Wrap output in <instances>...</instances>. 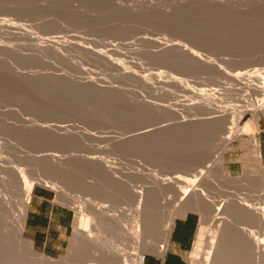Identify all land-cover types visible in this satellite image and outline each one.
<instances>
[{
  "label": "rangeland",
  "instance_id": "374dc122",
  "mask_svg": "<svg viewBox=\"0 0 264 264\" xmlns=\"http://www.w3.org/2000/svg\"><path fill=\"white\" fill-rule=\"evenodd\" d=\"M56 39L67 44L58 45ZM173 44H185L202 62L186 52L164 50ZM123 68L136 75H125ZM238 72L259 75L240 83L234 78ZM218 111L230 114L233 137L220 163H215L216 147L228 129L221 120L211 119ZM261 129L264 0H0V264H28V242L32 251L54 260L52 264L59 259L68 264H133L117 256L113 245L133 253L121 240L126 231L122 223L129 225L128 217L141 198L135 193L144 187L146 193H158L152 195H158L154 201L163 208L153 232L160 231L175 203L178 216L189 210L200 217L204 211H210V217L217 212L227 216L232 198L233 202L242 198L251 206L260 203L263 209L264 198L254 194L264 163L254 160L250 142ZM240 132H248L246 140L236 135ZM4 165L22 172L15 176ZM201 168L206 179L199 177ZM195 176L199 177L196 183ZM25 179L74 209L72 233L60 255L40 251L24 233L21 254L11 252ZM128 187L132 192L126 191ZM186 191L187 198L180 203ZM195 196L202 198L203 210L192 201ZM76 204L83 206L87 217L93 216L96 204L106 206V217L121 216L107 217L105 222L102 215L86 219L78 214ZM240 216L227 217L235 223ZM91 221L97 227L100 223L101 235L110 234L109 243L115 241L110 244L113 253L109 244L107 250L97 251L102 249L92 238L98 228ZM107 221L110 226L101 225ZM238 222L233 227L241 233L248 221ZM259 231L252 227L248 232L260 236ZM234 232L232 237H238ZM155 233L150 235L152 241L157 239ZM194 248L186 253L187 264H199L191 260L194 253L204 258L199 253L205 250L196 253ZM154 252L150 247L138 251L145 258ZM235 254L241 264L240 254ZM80 259L83 262L73 261Z\"/></svg>",
  "mask_w": 264,
  "mask_h": 264
},
{
  "label": "bare ground",
  "instance_id": "6f19581e",
  "mask_svg": "<svg viewBox=\"0 0 264 264\" xmlns=\"http://www.w3.org/2000/svg\"><path fill=\"white\" fill-rule=\"evenodd\" d=\"M196 1V0H195ZM200 1H204V0H200ZM207 1V0H206ZM261 3V2H260ZM218 4V3H217ZM220 5V4H219ZM261 5V4H260ZM144 38V37H143ZM145 39V38H144ZM44 40V39H43ZM57 40V39H56ZM62 40V41H61ZM59 39V40H57L56 41V43L58 44V45H61V46H63V45H65V44H67V42L66 41H63V39ZM49 41V40H48ZM53 42V41H52ZM184 45L185 44H183V46H181V44H179V45H176V44H173V45H169L168 47H164L165 49L164 50H179V51H181L182 53L183 52H186L187 53V55L189 54L190 56H193V59L195 58V59H197V55L194 53V51L193 50H191V49H187V48H185L184 47ZM166 46V45H165ZM50 47V46H49ZM54 48V47H53ZM86 50V49H85ZM161 51V50H160ZM177 51H175V52H177ZM98 53V52H97ZM103 54V53H102ZM101 54V55H102ZM100 55V54H99ZM100 55V56H101ZM99 56V57H100ZM104 56V55H103ZM105 58H106V56H104ZM104 57H102V58H104ZM181 57V56H180ZM101 58V57H100ZM104 58V59H105ZM190 59V58H189ZM192 59V60H193ZM178 60V59H177ZM197 60H199V58L197 59ZM200 61V60H199ZM200 62H202V61H200ZM207 64V63H206ZM123 73L125 74V75H127V74H130V75H132V76H134V74L136 75V73H134V72H131L130 70H126L125 68H123ZM145 71V70H144ZM252 72V71H251ZM254 72V71H253ZM258 75H259V73L258 72H255V73H250V74H243L242 72H238V73H236V74H234V78L238 81V82H240V83H243V82H250V81H252V79H257V77H258ZM128 76V75H127ZM260 77V76H259ZM144 82V81H143ZM119 88H117V90H118ZM121 90V89H120ZM119 90V91H120ZM119 94H121V93H119ZM123 94V93H122ZM116 98V97H115ZM124 103V102H123ZM134 103V102H133ZM191 105V104H190ZM189 105V106H190ZM189 110V109H188ZM218 110V109H217ZM212 111V110H211ZM223 112V114H221V113H219V111L217 112V113H219V114H215V115H212L210 118L213 120L214 119V121L215 120H217L221 125H223V126H225L226 127V125H227V130H225L224 132H225V135L224 136H221V141H220V143H218L219 145H218V147H216V149L218 148V150L216 151V155L214 156V158H216V159H218L215 163H217V162H219L220 163V160H221V158H222V153H223V150H224V148H225V146H226V144H227V142L233 137H231V132H232V126H228V123L229 122H231V121H229L228 122V120H229V116H230V114H228L227 112H224V111H222ZM201 114V113H200ZM207 115V114H206ZM205 117V116H204ZM203 118V117H202ZM206 118V117H205ZM186 119V118H185ZM208 119V118H207ZM210 119V120H211ZM189 120V119H188ZM209 120V119H208ZM217 122V123H218ZM232 124V123H231ZM236 135H238V136H240V137H242V138H244L245 140L247 139L246 137L248 136V132H240L239 134L237 133ZM223 137V138H222ZM253 141V145H252V148L254 147V149H252L253 150V153H254V160L259 164V165H262V163H260V155H259V151H258V149H257V142H256V140H252ZM219 142V141H218ZM250 144V143H249ZM97 160H98V158H97ZM213 160V159H212ZM98 161H101V159L100 160H98ZM97 161V162H98ZM215 161V160H214ZM10 162V161H9ZM8 162V163H9ZM208 162V161H207ZM211 162V160L209 161V163ZM7 163V161L5 162V164ZM213 163V162H212ZM13 164V163H12ZM8 165V164H7ZM207 165V164H206ZM11 166V167H10ZM14 166V165H13ZM204 166H205V164H204ZM208 167H210L211 165L209 164V165H207ZM206 166V167H207ZM213 166H214V164H213ZM4 167L7 169V170H9L13 175H15V176H18L19 175V173H18V171H20V170H18V168L15 166V167H12V165H9V166H5L4 165ZM219 167V166H218ZM214 168V167H213ZM220 168V167H219ZM20 169V168H19ZM207 169V168H206ZM221 169V168H220ZM220 169H218V170H220ZM212 170H214V169H212ZM142 171V170H141ZM140 171V172H141ZM144 171V170H143ZM199 171V170H198ZM221 172H222V170H220ZM20 172H22V170L20 171ZM263 173L261 174V177H260V180H259V183H257L256 184V186L259 188V189H257L256 190V193L254 194L255 196H257V194L259 195V197L261 196V197H263L264 198V167H263V171H262ZM205 173H206V171L204 170V168H201L200 169V171L198 172V174L200 175H198L199 177H201V176H204L205 177V179H206V176H205ZM209 173H211L210 171H209ZM222 175V174H221ZM113 176H115V175H113ZM196 177L195 176V183L198 181V178L199 177ZM214 176V175H213ZM202 178V177H201ZM200 178V179H201ZM228 178V177H227ZM199 179V180H200ZM204 179V178H203ZM230 178H228V180H229ZM41 180V179H40ZM227 180V179H226ZM231 180V179H230ZM34 183L35 182H30L28 179H25V182H24V187H23V193H22V195H23V198H22V200H21V203H20V207L18 208V220H16L17 221V223H16V225H15V231H14V233H13V237H14V241H13V244H11V245H9V247L10 248H12V253L14 254V252H15V254L14 255H18L19 254V251H20V249L22 248L20 245L22 244V242L24 241V237H23V233H24V221H25V214H26V208H27V206H28V202H29V199H30V195H31V192H32V189H33V186H34ZM121 183H124V182H121ZM124 184H126V183H124ZM127 185H129L128 183H127ZM52 186V185H51ZM130 186V185H129ZM157 187H159L158 185H156ZM211 186H214L213 185V183H212V185ZM120 187V186H119ZM131 187V186H130ZM215 187V186H214ZM213 187V188H214ZM129 188V187H128ZM147 188V187H146ZM150 188V187H149ZM155 189H156V191H158L157 190V188L156 187H154ZM153 188V189H154ZM57 189H59V188H57ZM152 189V190H153ZM130 190V192H132V188L130 189H128V190H126V191H129ZM143 190V189H142ZM150 190V189H149ZM125 191V192H126ZM139 191H141V190H139ZM145 191V192H144ZM146 191H147V189L145 190V187H144V190L143 191H141L140 193L138 192V191H136V193H135V195H138V196H140L139 198H140V201H138L139 202V204H138V206H136L137 207V209H136V207H135V213L133 214V215H131L130 217H128L129 218V220H130V222L127 220V219H123L124 218V216H123V221L124 220H127L128 221V223H129V225H124V223L125 222H123V221H121L120 219H119V221L118 222H123L122 224H123V226L126 228V231L124 232V231H122V230H125L124 228H122L121 227V225H119L120 223H118L117 222V225L118 226H120L121 228H122V233L124 232V235L121 233V236H123V239H121V240H124V246H125V248H127V246H129L130 248L129 249H132L133 250V253H128V252H125L124 250H122V248H120V247H118V245H117V243H115V241H113V242H111V243H113L114 245V251L112 250L113 249V246H111L110 244L111 243H109L108 242V239H109V241H111V239L112 238H110L109 236H110V234L108 235L107 233H106V236L108 235V238L107 237H105L104 235H101L102 234V232H98V230H100L98 227H99V224L100 223H98V227L96 226V225H94V222L93 221H95V220H93V221H91L92 223V226L94 225L95 227V229H97V231H93V234H94V238H92L93 240H94V242L93 243H95V245L98 247V248H101L102 250H98L97 249V251H103V249H104V251L105 250H107V246H109V247H111V250H110V248L108 247V249L112 252H114L117 256H121V258H123L122 260L124 261L125 259L127 260L126 261V263H128L129 261L128 260H131L130 261V263L131 262H133V264H143V255L142 256H140L139 255V253H138V251H139V249H141V251L143 250V249H146V248H148V247H150V248H152V249H154L156 252H159V253H164V251L166 250V248H167V246H168V243H169V239H170V234H171V230H172V228H173V226H174V221H175V218L179 215V211H178V209H179V204H177V203H175V205H174V207H173V209H170V210H167L168 211V216H167V219L166 220H164V224L163 225H161L162 227L160 228V226H159V228H160V231L158 230V231H155V232H158L159 233V235H156V233L155 232H153V231H151L152 229H151V227H153V225H155L156 226V223H157V216H159V214L163 211V208H161V205H159L156 201H154L155 199H154V195H152V193L153 192H155L154 190H153V192L151 193V192H149V193H146ZM188 191V190H187ZM184 192L183 193V195H182V197H180L179 198V201H180V203L183 201V200H185L187 197V195H188V192ZM118 192V191H117ZM129 192V193H130ZM59 193H61V191L59 192ZM121 193V192H120ZM128 193V194H129ZM139 193V194H138ZM156 193V192H155ZM123 194H126V193H124L123 192ZM131 194V193H130ZM129 194V199H127L128 198V196L125 198V199H127V201L129 200V201H131L132 200V198H131V196H132V194L130 195ZM134 194V193H133ZM156 194H158V193H156ZM238 194V193H237ZM237 194H235V197H234V199H237L236 197L237 196H239V194L237 195ZM63 195H64V193H63ZM120 195H122V194H120ZM127 195V194H126ZM200 195H201V197H207V195H205V193H200ZM203 195V196H202ZM232 195V194H231ZM237 195V196H236ZM253 195V194H252ZM251 195V196H252ZM158 195H156V197H157ZM240 196H241V194H240ZM245 196H247V195H245ZM248 196H250V195H248ZM66 197V196H65ZM70 197V196H69ZM121 197V196H120ZM119 197V198H120ZM124 197V196H123ZM133 197V199H134V195L132 196ZM136 197V196H135ZM155 197V198H156ZM186 197V198H185ZM201 197H194L193 198V200L192 201H194V204H195V206L200 210V209H202L203 210V208H201L200 207V202H202L201 201ZM203 197V198H204ZM241 197H243V196H241ZM68 198V197H67ZM73 198V197H72ZM144 199V201H141V199ZM230 198H231V196H230ZM229 198V199H230ZM239 198V197H238ZM250 198V197H249ZM252 198H254V197H252ZM252 198H250V199H252ZM240 199H242V198H240ZM240 199H239V201L237 202L236 200H235V202H233L232 200H233V198L232 199H230V201H231V203L228 201L227 202V206H226V211H228V215L227 216H232V215H235V217L237 216H239V215H241L240 217H244V218H242V219H247V221L248 222H246V223H244V225L243 226H245L246 225V227L247 228H243L242 229V231H241V233L239 232L238 233V231H237V229H234V224H236V222H240L241 220H238V219H240V217L238 218V219H236L235 217V219L237 220L235 223H233V221H235V220H233L232 218V220H230L229 218L230 217H227V216H222L219 212H217V213H219V214H212L213 216L212 217H210L209 216V213H210V211H204V212H202V217H201V221H200V223H201V225H200V227L198 228V231H197V234H196V238H195V244H194V246H195V248H194V252H200V251H202L203 249L201 248V247H203V246H205L204 247V253H199V254H204V258L203 257H201V255H198V256H196L197 254H195L194 253V255H192L191 256V260H192V262L193 263H195V262H197V263H199L200 264V262H201V260H202V258H203V263L204 264H209L210 263V261L211 260H213V262H215L214 264H217V263H221V264H226V262L228 263L229 261H230V256L233 258L234 256H232V254H235V253H239L240 255H239V259L241 260V264H264V208L262 209V207H260L259 205H260V203H259V205H249V204H247L246 202H244V201H240ZM247 199V198H246ZM245 199V200H246ZM261 199V198H260ZM67 200H69V199H67ZM123 200V199H122ZM135 200H137L136 198H135ZM238 200V199H237ZM249 200V199H248ZM253 200V199H252ZM251 200V201H252ZM263 200V199H262ZM134 201V200H133ZM258 201V200H257ZM256 201V202H257ZM260 201V200H259ZM203 202H205L204 200H203ZM225 202V201H224ZM255 202V201H254ZM80 203V202H79ZM130 203H133L132 201L130 202ZM248 203H250V200L248 201ZM134 204H137V203H134ZM203 204V203H202ZM223 203H221V205H222ZM263 204H264V201H263ZM77 205V204H76ZM83 205V204H82ZM203 205H206V204H203ZM86 206V205H85ZM105 206V205H104ZM104 206H102V204H96L93 208H92V213H94L93 214V216H99V215H102L103 217L105 216V215H107L108 214V211H107V214H105L104 212H105V210H106V208H104ZM130 206H131V204H130ZM264 206V205H263ZM78 209V211H79V213L78 214H80V216L81 215H85L84 213V208H82L83 206H80L79 204L76 206ZM106 207V206H105ZM163 207V206H162ZM134 208V207H133ZM218 208V207H217ZM224 208H225V206H224ZM105 209V210H104ZM119 209V208H118ZM127 209V208H126ZM219 210H221V209H223V207H220V205H219V208H218ZM123 211H124V209H122ZM131 210V209H130ZM128 211H129V207H128ZM132 211H133V209H132ZM132 211H129V213H131ZM166 211V212H167ZM225 211V212H226ZM90 212H91V210H90ZM117 212V211H116ZM119 212H120V210L118 211V214H119ZM126 211H124V213H125ZM222 212V211H221ZM224 212V210H223V214L225 213ZM121 213H122V211H121ZM120 213V214H121ZM133 213V212H132ZM88 214V213H87ZM116 214V213H115ZM114 214V215H115ZM117 214V215H118ZM123 214V213H122ZM89 215V214H88ZM112 215H113V213H112ZM126 215H127V213H126ZM130 214H128V216H129ZM217 215H219V216H217ZM79 216V215H78ZM92 216V215H91ZM91 216H89V217H87L86 215H85V217H87L86 219H91ZM92 216V217H93ZM101 216V217H102ZM111 215H109V216H107L108 218L110 217ZM119 217L121 216V215H118ZM82 217V216H81ZM101 217H100V219H101ZM106 217V216H105ZM104 217V222H105V219H107V217L105 218ZM112 217V219H113V217H116V215L115 216H111ZM118 217V218H119ZM98 218V217H97ZM117 217H116V219H118ZM80 219V218H79ZM92 219H94V217L92 218ZM111 219V220H112ZM116 219H114V220H116ZM245 219V220H246ZM82 220H85V219H82ZM245 220H242L240 223H241V225L243 224V222H245ZM98 221V220H97ZM102 221H103V219H102ZM89 222V221H88ZM96 222V221H95ZM108 222L109 221H107V223H103V224H101V225H105V224H108ZM116 222V221H115ZM238 222V223H239ZM111 223V222H110ZM127 223V222H126ZM237 223V224H238ZM96 224V223H95ZM112 224V223H111ZM114 224V223H113ZM113 224H112V226H113ZM85 225V224H84ZM109 225V224H108ZM116 225V226H117ZM159 225V224H158ZM239 225V224H238ZM110 226V225H109ZM115 226V225H114ZM97 227V228H96ZM119 227V229H121ZM128 227V228H127ZM233 227V228H232ZM241 227V226H240ZM252 227H257L258 228V230H261V231H259L260 233H261V235L260 236H258L257 234H255V235H251V233H249L248 231H249V228H252ZM93 228V227H92ZM93 228V229H94ZM104 228V227H103ZM107 227H105V229H106ZM158 228V229H159ZM234 229V230H236L235 232H237L238 233V235L234 232V230L233 231H231L232 229ZM242 228V227H241ZM112 229H114V228H112ZM112 229H110L111 230V232H112ZM117 229V228H116ZM115 229V230H116ZM118 229V230H119ZM239 229V228H238ZM102 230H104V229H102ZM153 230H157V228H154ZM208 230H210V233L208 232ZM250 230H252V229H250ZM254 230V229H253ZM252 230V231H253ZM105 231V230H104ZM120 232V231H119ZM209 234H208V233ZM231 232L233 233L234 232V235L235 236H238V237H235V238H233L234 236H233V234H231ZM251 232V231H250ZM254 232H256V231H254ZM258 232V233H259ZM99 233V234H98ZM105 233V232H104ZM113 234H114V231L112 232ZM117 233V232H116ZM151 233H155V237H157V239H155L154 241H152L153 239H150V235H152ZM253 233V232H252ZM120 234V233H119ZM117 235H118V233H117ZM154 235V234H153ZM113 236V235H112ZM233 236V237H232ZM13 237H11V239H13ZM114 237V236H113ZM149 237V238H148ZM117 238H118V236H117ZM120 238V237H119ZM233 240H232V239ZM10 239V240H11ZM92 239H89V241H91ZM235 239V240H234ZM120 240V239H119ZM118 240V241H119ZM2 242V241H1ZM11 243H12V240L10 241ZM123 241H121V243H122ZM8 243V242H7ZM91 243V242H90ZM27 245H26V250L28 251V253H29V255L31 256H29V258L27 257V258H25V262L26 263H28V264H52V263H50V261L52 260V259H50V260H48L49 259V257H44V255H39V253H37V252H34V251H32V249H31V244H30V242H28V243H26ZM87 244V243H86ZM109 244V245H108ZM123 244V243H122ZM121 244V245H122ZM81 245V244H80ZM90 245V244H89ZM91 245H92V243H91ZM116 245V246H115ZM4 246H7V245H4ZM88 246V245H87ZM96 246H94V244H93V246H92V248L93 247H95V249L93 250V252L94 251H96ZM21 247V248H20ZM236 248V250H234L233 251V248ZM76 248V247H75ZM143 248V249H142ZM206 248H208V250H206ZM7 249V248H6ZM84 249L85 250H87V248H85V246H84ZM89 249V248H88ZM90 249H91V247H90ZM89 249V250H90ZM200 249H202V250H200ZM10 251V249H7L6 251ZM13 250H14V252H13ZM109 250H108V253H109ZM127 250V249H126ZM200 250V251H199ZM77 251V250H76ZM135 251V252H134ZM202 251V252H203ZM21 252V251H20ZM78 252H80V250L78 251ZM112 252V253H113ZM82 253H84V252H80V254L79 255H81V256H83L82 255ZM86 253V252H85ZM104 253V255H105V253L106 252H103ZM108 253H107V255H108ZM21 254V253H20ZM19 254V255H20ZM102 254V253H101ZM78 255V254H77ZM100 255V254H99ZM98 255V256H99ZM109 255H110V253H109ZM115 255V256H116ZM235 255H238V254H235ZM101 256V255H100ZM103 256V255H102ZM112 256V255H111ZM113 256H114V254H113ZM241 256V257H240ZM19 257V256H18ZM17 257V258H18ZM237 259H238V256H235ZM51 258V257H50ZM100 258V257H99ZM98 258V259H99ZM118 258V257H117ZM121 258H120V260H121ZM132 258H134V260L132 259ZM236 258H233V260H236L237 261V263H238V260L236 259ZM107 259V258H106ZM110 259V258H109ZM116 259V258H115ZM119 259V258H118ZM56 260V259H55ZM233 260H231V264L234 262ZM35 261H38V263H36ZM54 260H52V262H53ZM58 261V260H57ZM56 261V262H57ZM73 261H75V262H77V263H81V262H83L81 259L80 260H73ZM97 260H95V262H96ZM56 262H54V264L56 263ZM58 264L59 263H61V264H68L67 262H66V260L65 259H59V261L57 262ZM56 263V264H57ZM235 264H237L236 262H234ZM70 264V263H69ZM96 264V263H95ZM229 264H230V262H229ZM238 264H240V263H238Z\"/></svg>",
  "mask_w": 264,
  "mask_h": 264
},
{
  "label": "crops",
  "instance_id": "0c3cea01",
  "mask_svg": "<svg viewBox=\"0 0 264 264\" xmlns=\"http://www.w3.org/2000/svg\"><path fill=\"white\" fill-rule=\"evenodd\" d=\"M256 138L260 159L264 163V129ZM249 140V137H248ZM233 141L230 143L232 144ZM234 147L230 145L229 151ZM75 212L69 204L59 202L43 187H34L26 208L24 234L40 251L51 256L60 255L67 247L73 229ZM200 214L189 210L177 216L164 253H149L144 264H187L186 253L193 247Z\"/></svg>",
  "mask_w": 264,
  "mask_h": 264
},
{
  "label": "built area",
  "instance_id": "2783aa9c",
  "mask_svg": "<svg viewBox=\"0 0 264 264\" xmlns=\"http://www.w3.org/2000/svg\"><path fill=\"white\" fill-rule=\"evenodd\" d=\"M254 140H256V138H254ZM142 258H143V262H144V260H145V255H143V257H142Z\"/></svg>",
  "mask_w": 264,
  "mask_h": 264
}]
</instances>
